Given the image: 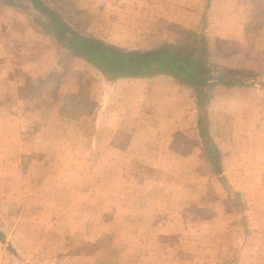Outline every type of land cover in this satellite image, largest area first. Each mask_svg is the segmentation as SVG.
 Instances as JSON below:
<instances>
[{"label":"rangeland","instance_id":"374dc122","mask_svg":"<svg viewBox=\"0 0 264 264\" xmlns=\"http://www.w3.org/2000/svg\"><path fill=\"white\" fill-rule=\"evenodd\" d=\"M42 1L80 33L130 45L144 35L147 23L166 25L160 30L180 37L179 28L167 18L195 22L202 11L206 15L209 10L216 20H249L248 29L256 31L246 33V45L264 51V0ZM20 2L14 5L21 6V18L10 8L0 10V264H160L167 255L179 264H227L237 245L251 240L247 221L250 226L264 224V169H239L238 155L233 152L226 174H216L205 152L208 145L195 139L196 133L190 130L176 133L174 147L187 151L196 142L201 153L187 162L172 158L176 169H148L141 159L127 168L125 162L122 168L120 155L78 153L95 145V138L90 137L95 132V101L90 96L93 76L82 77L84 89L79 97L58 95L62 76L87 66L78 64L70 51L34 21L40 14L27 0ZM230 42L220 44L225 50L231 45L232 51L245 45ZM91 68L90 74L100 75L99 69ZM16 80L23 85L19 91ZM215 91L211 108L216 134L222 146L225 141L235 151L239 129L249 123L240 117L236 100L227 104L225 92ZM241 94L254 97L253 91ZM224 121V130L235 138L222 136ZM261 125L264 128V121ZM262 159L259 155L258 160ZM246 177L260 190L244 205L240 183L244 187ZM155 180L161 195L153 193L154 189L150 196L142 193L143 184L152 188ZM164 183L172 186L166 188ZM174 183L181 187L177 190L181 202L167 198L175 195ZM155 196L164 200V212L172 210L166 218L146 216L154 207L149 198ZM159 224L168 228L159 230L162 234L153 230ZM165 233V242L158 245L156 235Z\"/></svg>","mask_w":264,"mask_h":264},{"label":"crops","instance_id":"0c3cea01","mask_svg":"<svg viewBox=\"0 0 264 264\" xmlns=\"http://www.w3.org/2000/svg\"><path fill=\"white\" fill-rule=\"evenodd\" d=\"M5 8L14 10L16 16H20L17 18H21L23 12L21 6L0 2V10ZM201 15L202 17L195 22L175 17L172 19L171 16L166 20L169 21L168 23L174 22L172 23L174 27L195 30L204 33L206 37V60L212 76L210 81L213 83L210 87V99L205 102L206 118L210 140L219 148L221 153L222 171L226 174L227 160L233 152L238 155L239 169L263 171L264 159L259 161L258 157L259 155L264 156V154H260L262 150L264 151V128L261 125L264 121V51H257L253 48V45H246L245 41V37L249 36V34H246L249 29L251 31H256V29L252 30L250 27L248 29L249 20L237 21L224 18L216 20L210 16L209 10L206 15L202 11ZM203 19L205 22H203ZM1 22H3V16L0 17ZM166 27L168 26L158 27V25L145 24L143 27L144 35L134 38L132 45L118 43L114 40L108 42L125 49L157 48L166 42L177 41V34H169L165 30H160V28ZM162 33H165L166 36ZM249 39H253V37H249ZM234 40L244 42L245 45L242 44L239 50L232 51L231 45L228 46V50H225L226 47L222 48V44H220L224 42L227 46L228 42L230 44V41ZM73 58L78 61V64L86 65L87 68L80 65L79 67L76 66L78 68L75 70L65 73L57 89L58 95L60 97L72 95L75 98L79 97L84 89L82 77L86 76L92 79L93 76L90 81V96L95 101L92 114L95 132L90 135V137L95 138V145L93 148L89 146L90 149L80 148L78 153L98 154V156L106 154L120 155L118 160L122 168L125 162L129 164L126 166L127 168L130 167L131 163H134L135 159H141L142 162L147 164L145 168L162 169L164 171L178 168L177 165H174L177 162L172 163V158L180 159L182 157L187 162L201 153L197 150L196 142H192L195 146L193 145L187 151H181L174 147L176 133L188 130L196 133L195 139L200 138L201 142H204L199 131L200 106L194 86L181 82L168 73H157L147 77H120L110 80L100 70V75L94 73H91L93 74L91 75L92 65L84 58L75 55H73ZM1 61L0 59V63ZM1 69L0 72H2ZM222 76L238 82V84L232 85L219 82L218 80ZM14 86L19 91L23 85L16 80ZM218 89L225 92L223 100L227 104L237 101L240 108V117L246 123H249L248 129H239L238 148L234 149L235 151L232 150L231 146L227 148L225 141L222 146L219 141L220 138L216 134L217 128L212 118L211 103L216 98L215 90ZM242 90L253 91L254 97H244L241 94ZM15 118L19 119L18 116H15ZM223 120H221L222 123ZM225 125L227 126L224 121L222 128L224 135L222 134V136L229 139L235 138L231 133L228 134L224 130ZM124 137L127 140L120 142ZM230 142L231 140H228V143ZM121 143L125 144L122 145ZM205 152L209 160L207 149H205ZM121 159L123 162H120ZM179 166V168H183V166ZM117 169H119V165ZM225 176L228 179V176ZM247 177L244 187L242 181L240 183V196L244 205H246L247 200H253L256 191L260 190L259 188L255 190L254 186H258V184L252 183V179ZM154 183L152 188L147 187V184H143L142 193L144 192L150 196L151 189H154L153 193L160 196L161 192L158 188L160 183L156 180ZM164 184L166 188L172 186L169 183ZM174 185L176 186V191L173 190L175 195L167 198L169 201L181 202L182 196L177 191L181 187L177 188V183H174ZM261 190L263 191L262 188ZM149 201L153 202L154 207L151 212L149 210L150 213L146 216L166 218L168 213L172 211L170 209L166 212L162 210L161 203L164 201L162 198L159 199L155 196L154 199H151L150 197ZM255 211H259L257 206H255ZM175 214H179V211L173 215ZM261 218H264V213ZM247 224L248 239L251 236V240L241 241L237 245L234 255L227 259V264H264V224L250 226L249 221H247ZM163 229L168 228L164 227L163 224H159L153 230H156L158 234H162L163 231L159 232V230ZM155 238H159V245L160 242H165L166 233L165 236L164 234L160 237L156 235ZM222 247L225 248L224 243ZM169 258H172V260ZM176 259L168 255L162 256L160 264H176V262L179 264Z\"/></svg>","mask_w":264,"mask_h":264},{"label":"trees","instance_id":"16d2710c","mask_svg":"<svg viewBox=\"0 0 264 264\" xmlns=\"http://www.w3.org/2000/svg\"><path fill=\"white\" fill-rule=\"evenodd\" d=\"M15 4L20 0H5ZM29 6L40 15L34 21L58 43L75 56L84 58L99 69L108 79L120 77H147L168 73L177 80L195 87L200 106L199 131L206 147L208 158L216 174H222L221 153L209 137L205 102L210 99L211 71L206 60V37L204 33L186 28L177 29L181 34L175 42L150 49H125L91 34L77 31L57 10L48 7L42 0H27ZM42 16V17H41ZM219 82L238 84L227 77ZM2 235L0 234V239Z\"/></svg>","mask_w":264,"mask_h":264}]
</instances>
